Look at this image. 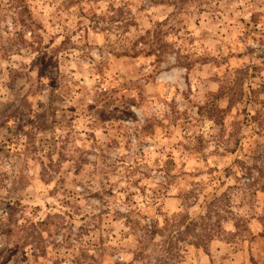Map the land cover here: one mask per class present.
Returning a JSON list of instances; mask_svg holds the SVG:
<instances>
[{
  "label": "rangeland",
  "instance_id": "1",
  "mask_svg": "<svg viewBox=\"0 0 264 264\" xmlns=\"http://www.w3.org/2000/svg\"><path fill=\"white\" fill-rule=\"evenodd\" d=\"M0 264H264V0H0Z\"/></svg>",
  "mask_w": 264,
  "mask_h": 264
},
{
  "label": "trees",
  "instance_id": "2",
  "mask_svg": "<svg viewBox=\"0 0 264 264\" xmlns=\"http://www.w3.org/2000/svg\"><path fill=\"white\" fill-rule=\"evenodd\" d=\"M25 10H26V9H25ZM26 11H27V10H26ZM142 39H144V38H142ZM199 226H200V225L198 224V222H190V223L186 226L184 232H186V231H193L194 229H197Z\"/></svg>",
  "mask_w": 264,
  "mask_h": 264
}]
</instances>
